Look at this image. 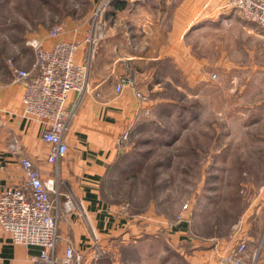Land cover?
<instances>
[{
    "label": "rangeland",
    "instance_id": "rangeland-1",
    "mask_svg": "<svg viewBox=\"0 0 264 264\" xmlns=\"http://www.w3.org/2000/svg\"><path fill=\"white\" fill-rule=\"evenodd\" d=\"M104 1L0 0V54L25 59L26 41L56 25L84 32ZM118 6H103L94 66L106 58L108 28L128 25L125 16L111 17ZM262 36L237 10L190 0V69L163 59L132 63L135 73L116 78L144 85L139 99L146 106L101 183L103 196L129 213L176 221L187 204L193 235L244 239L257 251L256 264H264Z\"/></svg>",
    "mask_w": 264,
    "mask_h": 264
},
{
    "label": "crops",
    "instance_id": "crops-1",
    "mask_svg": "<svg viewBox=\"0 0 264 264\" xmlns=\"http://www.w3.org/2000/svg\"><path fill=\"white\" fill-rule=\"evenodd\" d=\"M214 1L224 8L222 0ZM124 16L128 25L108 28L105 60L90 64L88 92L80 98L74 92L68 95L67 104L75 110L64 134L67 152L54 164L47 162L50 146L41 138L45 123L23 118L24 89L15 80L16 69L31 68L33 51L29 48L25 59L0 54V191L22 185L20 160H32L43 179L56 180L59 204L63 194L70 193L74 200L76 211L58 217V252L70 243L89 255L98 253L93 264H219L220 255L238 241L246 242L251 255L254 250L244 239L197 237L187 216L176 222L146 212L129 213L101 193L102 179L120 154L117 137L134 126L146 106L135 95L136 90L143 93L144 85L133 89L126 84L116 91V78L134 69L132 63L163 59L190 69V0H158L151 7L144 0H125L111 17ZM81 55L78 52V58ZM13 140L19 144L17 152L9 147ZM1 237L0 264H33L30 256L37 247L14 244L7 232Z\"/></svg>",
    "mask_w": 264,
    "mask_h": 264
},
{
    "label": "built area",
    "instance_id": "built-area-1",
    "mask_svg": "<svg viewBox=\"0 0 264 264\" xmlns=\"http://www.w3.org/2000/svg\"><path fill=\"white\" fill-rule=\"evenodd\" d=\"M111 1L125 0H105L94 12L93 20L84 32L78 27L66 29L56 25L43 38H29L26 45L33 51V64L28 70H15V80L24 89L22 116L45 123L41 138L50 146L46 160L51 164L67 152L64 134L75 110V105L67 104L68 95L74 92L80 98L88 92L91 60L104 34L101 26L103 6ZM222 1L224 8L237 10L244 19L264 30V0ZM260 47L264 50V36ZM78 52H82L81 58H78ZM126 84L135 88V81L128 78L116 84V91H121ZM135 95L141 96L137 90ZM126 136L127 130L117 137L116 143L122 144ZM9 147L17 152V140H13ZM20 164L24 173L22 185L0 191V237L2 232H7L14 244L37 247V253L30 256L33 264H93L98 253L89 255L70 243L61 254L57 250L58 217L76 211L70 193L63 194V201L59 204L61 193L56 180L43 179L28 158H22ZM187 208L188 205L184 204L176 221L186 220L184 211ZM256 256V251L251 255L247 253L246 242L238 241L220 255L218 263L256 264Z\"/></svg>",
    "mask_w": 264,
    "mask_h": 264
},
{
    "label": "trees",
    "instance_id": "trees-1",
    "mask_svg": "<svg viewBox=\"0 0 264 264\" xmlns=\"http://www.w3.org/2000/svg\"><path fill=\"white\" fill-rule=\"evenodd\" d=\"M118 2L123 3V1H111V5H112V6H113V5H114V6H115V5L118 6V5L120 4V3L118 4Z\"/></svg>",
    "mask_w": 264,
    "mask_h": 264
}]
</instances>
